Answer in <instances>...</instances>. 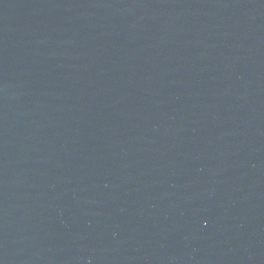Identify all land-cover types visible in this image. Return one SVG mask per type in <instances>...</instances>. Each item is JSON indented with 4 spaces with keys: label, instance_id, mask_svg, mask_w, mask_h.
<instances>
[{
    "label": "water",
    "instance_id": "water-1",
    "mask_svg": "<svg viewBox=\"0 0 264 264\" xmlns=\"http://www.w3.org/2000/svg\"><path fill=\"white\" fill-rule=\"evenodd\" d=\"M0 264H264V0H0Z\"/></svg>",
    "mask_w": 264,
    "mask_h": 264
}]
</instances>
